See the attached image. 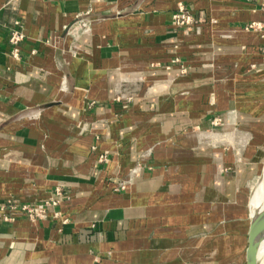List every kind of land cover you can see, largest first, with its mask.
Masks as SVG:
<instances>
[{"label":"crops","instance_id":"obj_1","mask_svg":"<svg viewBox=\"0 0 264 264\" xmlns=\"http://www.w3.org/2000/svg\"><path fill=\"white\" fill-rule=\"evenodd\" d=\"M263 166L261 0H0V264H242Z\"/></svg>","mask_w":264,"mask_h":264},{"label":"built area","instance_id":"obj_2","mask_svg":"<svg viewBox=\"0 0 264 264\" xmlns=\"http://www.w3.org/2000/svg\"><path fill=\"white\" fill-rule=\"evenodd\" d=\"M261 5L264 7V0H261ZM202 21H196L192 13L185 9L182 5H179L175 12L172 14V24L181 29H187L189 27H196L198 23H201ZM213 22V21H212ZM18 21H15L16 27L12 29L9 35V43L11 45V55L14 58L18 57V51H19V43L23 39V34L22 32L18 29ZM83 28H86V24ZM198 29V27H196ZM245 30H261L262 25L259 22H252L247 24L244 27ZM69 31L71 30L73 32V28L70 27L68 29ZM119 99V98H118ZM212 123L214 125H217L219 123H222V119L220 117L214 118L212 120ZM100 158H103L101 156ZM135 172V170H133ZM62 189L60 187L55 188V197H50L48 199L42 200V201H37L35 203H19L17 202L13 197L7 198L6 203L4 205V208L10 210V211H16L19 210L23 212L26 217L30 220H35L39 218H43L46 216V208L48 206L55 207L59 204L58 196H60L62 193ZM55 215H58V212H55ZM66 219L63 220L65 222Z\"/></svg>","mask_w":264,"mask_h":264},{"label":"water","instance_id":"obj_3","mask_svg":"<svg viewBox=\"0 0 264 264\" xmlns=\"http://www.w3.org/2000/svg\"><path fill=\"white\" fill-rule=\"evenodd\" d=\"M262 179L264 180L263 169L256 181L253 183V186H255ZM253 188L250 189L247 201V215L249 220V226L247 232L246 248L242 259V264H260L259 236L262 224L264 222V200L257 207H252L250 201Z\"/></svg>","mask_w":264,"mask_h":264},{"label":"bare ground","instance_id":"obj_4","mask_svg":"<svg viewBox=\"0 0 264 264\" xmlns=\"http://www.w3.org/2000/svg\"><path fill=\"white\" fill-rule=\"evenodd\" d=\"M264 175V166H263ZM264 200V180H260L252 191L251 205L252 207H257ZM259 263L264 264V222L262 224L259 236Z\"/></svg>","mask_w":264,"mask_h":264},{"label":"rangeland","instance_id":"obj_5","mask_svg":"<svg viewBox=\"0 0 264 264\" xmlns=\"http://www.w3.org/2000/svg\"><path fill=\"white\" fill-rule=\"evenodd\" d=\"M253 187V184H252V186H251V188Z\"/></svg>","mask_w":264,"mask_h":264}]
</instances>
